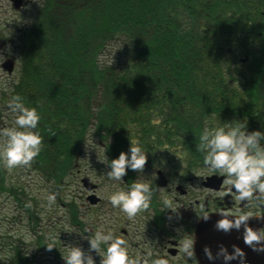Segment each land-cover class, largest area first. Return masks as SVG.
Here are the masks:
<instances>
[{"label":"trees","instance_id":"16d2710c","mask_svg":"<svg viewBox=\"0 0 264 264\" xmlns=\"http://www.w3.org/2000/svg\"><path fill=\"white\" fill-rule=\"evenodd\" d=\"M18 44L19 77L1 96L19 94L40 113L42 149L27 167L51 191L64 188L88 139L103 160L132 140L145 146L143 172L126 169L123 186L157 166L205 168L196 151L205 126L257 110L264 120V0H42ZM15 188L0 164V193L38 223L36 202L26 207L28 192ZM35 236L2 231L7 264H31L26 249L46 246Z\"/></svg>","mask_w":264,"mask_h":264},{"label":"clouds","instance_id":"9594fccd","mask_svg":"<svg viewBox=\"0 0 264 264\" xmlns=\"http://www.w3.org/2000/svg\"><path fill=\"white\" fill-rule=\"evenodd\" d=\"M0 57H4L0 55ZM7 109L14 114L11 126L0 128V164L11 170L19 166H29L42 149L43 137L38 124L41 115L36 107L26 106L19 94H14L6 101ZM196 151L202 153L203 164L210 173L223 175V185L226 190L221 193H236L238 201L248 200L264 205V131H247L246 122H224L213 127L205 126L200 132ZM148 151L138 140L130 141L127 152L121 151L111 160L107 157L101 160L108 166L104 173L109 181H112V191L107 192L101 199L107 201L113 210L119 209L126 214L128 219H133L142 210L148 209L154 193L164 191L157 188L147 180L134 179L131 183L123 184L126 169L143 172L147 160ZM172 187V185H170ZM233 188L235 191H233ZM48 206L55 204L57 193L49 191L45 195ZM162 210L170 209L175 212L178 208L173 199L162 197ZM248 203V204H251ZM245 204V205H248ZM30 207V202L26 203ZM227 212L216 223V227L225 232L232 228L239 229L244 224V243L256 251H264V228L259 230L248 226L247 220L253 216L251 212L237 208L234 219L228 218ZM202 216L207 219L208 212ZM259 216V215H256ZM89 251L86 252L79 246H70L66 256H63L65 264H95L90 254L95 250L101 257L100 264H171L167 253L154 255L151 251L130 254V245L123 235L115 234L111 227L101 224L91 236H87ZM178 252L185 258L194 256V238L188 235L177 243ZM55 244H48L51 250ZM102 246L103 250H102ZM234 251L229 254L221 246L218 255H223L225 262L240 257L239 264H245L244 252L238 246H233ZM27 248L25 254H28ZM205 254L213 259L210 250L205 247Z\"/></svg>","mask_w":264,"mask_h":264},{"label":"flooded vegetation","instance_id":"af4514ba","mask_svg":"<svg viewBox=\"0 0 264 264\" xmlns=\"http://www.w3.org/2000/svg\"><path fill=\"white\" fill-rule=\"evenodd\" d=\"M23 5L27 0H22ZM258 112V110H257ZM255 112L249 118L241 119L240 121L246 122L247 131L260 130L264 131V120L259 118ZM263 125V126H262ZM152 173V180L155 181L156 187L164 188L165 192L157 191L154 193V198L148 209L142 210V214L135 220H130L126 217V214L121 212L118 208L113 210L110 206V210L106 214L113 213L110 217V224L115 234L123 235L129 245L130 254L135 255L137 252L151 251L154 255H164L170 258L171 264H199V258L196 254V250H200L201 246L197 245L196 240V228L202 218L204 212H208L207 217L210 222H213L208 229L215 230L216 221L221 219L224 212L229 213L228 218L234 219L232 214H236L237 208L242 211H248L253 214L248 220L254 222V226L248 225L253 229L259 230L264 228V205H259L256 202L251 203L248 200H242L241 202L235 199L236 193H225L222 197L221 193L226 190V186L223 185V175L216 173H210L207 167L200 169V173L189 172L188 175L181 173L177 166H159L150 170ZM216 175L220 177V183L216 187L203 186L202 180L209 176ZM164 179L160 185L157 183L158 178ZM164 177V178H163ZM153 184V182H151ZM172 185V187H170ZM99 189V184L95 193ZM233 191L235 189L233 188ZM87 192L84 191L82 198L77 202H84L86 200ZM168 196L173 199V202L178 206L177 210L173 212L170 209L162 210V197ZM103 203V199L94 205H81L82 209H77V217H79L76 224L78 226V246L86 252L89 251V241L87 236H91L97 229L99 224L100 206ZM251 203V204H248ZM248 204V205H245ZM66 205V204H64ZM63 206V204H62ZM84 207V208H83ZM259 215V216H256ZM86 218V220H84ZM124 226V228H120ZM118 226V229H117ZM243 226L240 227V230ZM231 231L234 228L230 229ZM239 230V231H240ZM238 231V232H239ZM244 233L241 232V236ZM192 235L194 238V256L183 257L178 252V241L188 235ZM239 240L235 243L243 250H247L243 260L245 264H264V253L258 251L255 253L254 249L245 244L243 240ZM261 243H264L262 241ZM65 245V244H64ZM102 246V250H103ZM211 250V248H208ZM201 250H205V247H201ZM228 250H233L231 247ZM33 259L36 260V264H65L63 256L67 255V252L61 250H31ZM232 253V252H231ZM95 264H100L102 257L95 251L91 250ZM240 257L227 261V264H239Z\"/></svg>","mask_w":264,"mask_h":264},{"label":"rangeland","instance_id":"374dc122","mask_svg":"<svg viewBox=\"0 0 264 264\" xmlns=\"http://www.w3.org/2000/svg\"><path fill=\"white\" fill-rule=\"evenodd\" d=\"M41 2L42 0H27L23 7L16 10L9 0H0V55L4 56L0 57V65L6 59L13 60L15 64V69L10 74L0 67V128L11 126L14 119V114L7 109L1 93H8L10 84L19 77L20 56L17 47L19 46L20 35L18 30L20 28L23 30L33 22ZM101 154H103V149L96 146L95 140L88 139L79 157L77 170L67 178L63 189L55 191L57 199L51 207L48 206L45 199L46 193L51 191L50 187L35 172L27 166H19L11 170L5 167L9 182L14 184L16 188L19 184L23 185L28 192L30 204L36 202L34 207H36L35 210H37L41 220L37 223L40 228L34 224L30 225L21 217L24 212L22 213L21 206L15 201V198L6 193H0V234L2 231H7V233L13 234L22 242L27 243L31 239L33 229H40V232L44 233L46 238L48 237L49 242L55 244L59 250L68 252L70 246H78V226L75 224L76 222L70 221L69 208L72 207L76 212L78 208L82 209V203L84 207L88 205L86 201L77 202L79 198H82L85 191L80 183V178L89 176L92 181L97 182L100 185L96 192L99 197L106 196L107 192L113 190L112 184L101 173L102 170H105L102 168L104 166L101 163L103 160L100 157ZM116 183L120 185V182ZM161 192L164 193L165 190ZM71 200H75L74 206L68 205ZM108 210H110V205H107V201L103 199L98 217L100 220L98 227L101 224L109 227L110 217L113 216V213L107 215ZM35 213L36 211H33L34 215ZM141 214L142 211L132 220L139 218ZM78 219L79 217L76 219L77 222ZM120 228H124V226L121 225ZM3 254L4 251L0 250V264L4 263L5 256Z\"/></svg>","mask_w":264,"mask_h":264},{"label":"water","instance_id":"95a60500","mask_svg":"<svg viewBox=\"0 0 264 264\" xmlns=\"http://www.w3.org/2000/svg\"><path fill=\"white\" fill-rule=\"evenodd\" d=\"M13 5L15 8H18L21 0H12ZM2 68L5 69L7 72H11L12 70V62L10 60H6L2 64ZM164 179L159 180V183H163ZM220 177H217L216 175H212L206 178L205 181H203V185L207 187H216L220 183ZM82 184L86 189L91 190L95 187V185L91 184L89 182V179L87 177H84L81 180ZM88 199L90 200L91 203H95L98 198L94 195L91 194L88 196ZM211 217H207V219L202 218L200 222L197 225L196 228V240L197 245L201 247H207L211 248L210 252L212 253L213 259H209L208 256L205 254V250H201V247L199 248L200 250H196V254L199 258V264H227L223 260V255L219 253V249L221 246H223L226 251L231 254L233 250H228L229 248L233 247L236 243L237 240H239V236H241V232H243L244 224H241L243 226L240 230L234 228V230H229L227 232L220 230V229H215V230H209L208 227L213 223L210 222L208 219ZM217 223V221H216ZM248 225L254 226V222L247 220ZM240 230V231H239ZM239 231V232H238ZM241 240L244 241L243 235L240 237ZM255 253H258V251L254 250ZM261 253H264V251H260ZM247 253V250L244 251V255Z\"/></svg>","mask_w":264,"mask_h":264}]
</instances>
